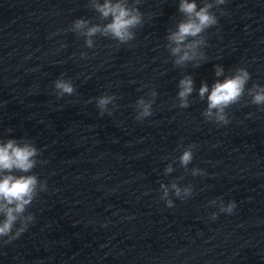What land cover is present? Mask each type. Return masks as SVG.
I'll return each instance as SVG.
<instances>
[{
	"label": "clouds",
	"instance_id": "obj_1",
	"mask_svg": "<svg viewBox=\"0 0 264 264\" xmlns=\"http://www.w3.org/2000/svg\"><path fill=\"white\" fill-rule=\"evenodd\" d=\"M138 3L139 0H133L131 4L129 0H103V2L89 0V7L98 14L100 21L106 23L92 24L88 19L79 18L73 22L71 31L85 38L87 48L95 47L93 38L97 35L110 38L118 45L128 44L135 39V29L143 24V13L136 6ZM225 3L226 0H203L202 6H198L197 0H179L178 11L183 19L176 23L174 29H169L166 36V47L175 66L184 67L192 63L195 67H199L201 62L206 60V54L202 50L207 45L204 34L218 24V16L213 9H217L222 16L225 13L219 6ZM214 70L218 79L211 86L207 82H201L198 89L199 99L206 100L207 106L202 113L206 121L217 125L228 124L229 116L226 110L241 102L245 95L250 97L248 103L264 106V86L253 83L251 87H247L251 74L246 67H237L230 75H225L224 67L219 64L214 66ZM220 77L224 78L221 80ZM177 87L178 106L188 108L189 97L196 91L193 76L184 75L178 81ZM54 88L57 97L71 96L75 92L71 80L63 77L54 81ZM148 95L149 99L141 97L136 101L138 121L152 115V105L157 92L153 90ZM114 101L113 95L105 94L96 98V106L101 116L105 112L111 114L108 106L110 104L115 106ZM195 147L194 144L185 146L181 155L176 158L185 173H190L194 177L205 174L198 167L188 168L194 159ZM39 156L40 149L30 138L0 139V241L5 244L18 239L28 230L35 219L28 209L39 194L47 190V182L41 181L33 172V169L42 163L38 159ZM173 171L172 163L164 168L165 175ZM178 179L181 178L174 179L169 184H160V199L169 208L173 207L170 194L185 200L191 197L194 191L193 185L182 186L177 182ZM210 203L218 204L219 211L227 214H232L236 208L235 201L225 204L219 199ZM211 218L216 219L217 213H212Z\"/></svg>",
	"mask_w": 264,
	"mask_h": 264
}]
</instances>
